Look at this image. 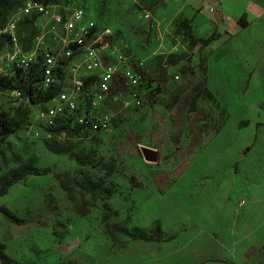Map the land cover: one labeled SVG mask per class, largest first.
Listing matches in <instances>:
<instances>
[{
  "label": "rangeland",
  "instance_id": "374dc122",
  "mask_svg": "<svg viewBox=\"0 0 264 264\" xmlns=\"http://www.w3.org/2000/svg\"><path fill=\"white\" fill-rule=\"evenodd\" d=\"M183 2L170 0L161 13L172 16ZM124 4L67 0L65 7H82L115 32V19L125 18L133 50L154 66L164 89L153 104L119 113L108 131L72 141L73 152L92 158L86 165L70 153L51 152L42 138L24 130L0 141V175L25 162L50 169L14 183L0 196V206L29 220L15 224L0 212L4 251L19 262L36 264H264V124L256 127L264 120V76L251 72L261 54L256 48L264 47L262 28L250 27L237 42L226 36L215 48L202 47L200 40L213 23L197 26L198 0H189L187 11L181 10L165 28H149L138 8ZM142 4L152 13L158 9L156 0ZM18 6L4 23L13 16L23 20ZM250 18L264 21V11L244 13L239 20L248 23ZM185 27L191 52L174 35ZM159 32H164L163 40ZM250 37L257 38L247 44ZM0 112L14 114L8 94L1 91ZM37 113L33 106L29 121H37ZM144 147L154 151V159L144 158ZM53 173L67 180L89 176L103 184L102 189L80 191L91 204L89 213H77ZM105 212L111 213L109 223L136 227L146 236L158 225L160 239L133 240L116 232L113 241L102 221Z\"/></svg>",
  "mask_w": 264,
  "mask_h": 264
},
{
  "label": "built area",
  "instance_id": "2783aa9c",
  "mask_svg": "<svg viewBox=\"0 0 264 264\" xmlns=\"http://www.w3.org/2000/svg\"><path fill=\"white\" fill-rule=\"evenodd\" d=\"M121 1L138 8L149 28H158L154 13L143 6L142 0ZM165 2L156 0L157 6ZM51 6H56L57 11L51 13ZM33 13L37 14L38 33L27 49L19 40L18 18L13 16L0 29L9 40V48L0 52V77L11 78L17 73L25 79L29 69L40 64V78L33 93L17 87L5 91L11 105L38 108V120L24 129L33 138L64 137V128L58 134L48 129L59 124L79 125L90 134L108 131L119 113L151 105L159 94L154 93V88H164L155 79L154 66L145 63L130 40L88 17L84 8L67 9L39 0H26L18 8L21 16ZM51 90L56 92L46 101L32 103V96H44Z\"/></svg>",
  "mask_w": 264,
  "mask_h": 264
},
{
  "label": "trees",
  "instance_id": "16d2710c",
  "mask_svg": "<svg viewBox=\"0 0 264 264\" xmlns=\"http://www.w3.org/2000/svg\"><path fill=\"white\" fill-rule=\"evenodd\" d=\"M26 0H0V29L3 28V26L6 24L5 17L6 15L14 8V6L21 7L23 3ZM45 5H54L52 3H55L56 0H39ZM67 0H57V4H62L65 6V2ZM23 20H20L18 22V36L19 40L23 46L24 49H27L31 46L32 40L34 36L38 33L37 27H36V19L37 14H31L28 16H23ZM21 33H24V36H21ZM175 36H179L181 41L184 42L187 45V49L189 52L192 51V38L191 33L187 27L183 28L182 31L175 30L174 31ZM219 37L218 33L212 32L210 33L206 38L200 40V45L202 47L208 46L213 40L217 39ZM9 48V40L6 34L0 33V52L5 51ZM188 63L190 62V59L187 60ZM201 64V62H200ZM185 68H187V64L184 65ZM202 70H204L203 65L201 64ZM12 78V79H11ZM11 78H8L7 76L2 75L0 77V91L6 93L5 91L17 87L24 91L25 93H33L34 92V84L36 80L40 78V64L36 63L35 66L31 67L29 69V72L27 73V77L24 79L23 77L19 76L17 73L11 76ZM13 80V81H12ZM13 82V83H12ZM164 89V88H163ZM159 86L154 88V93H159L163 91ZM56 92V90H51L49 93L45 94L44 96H32V103L34 105H39V103H43L48 99V95H52ZM199 93L201 91L199 90L198 93L191 99V105L194 106L196 104L197 98L199 96ZM157 98L152 101L151 104H153ZM9 103L10 98H9ZM12 109H14V114L11 116L9 112H0V141H2L3 138H5L7 135L12 134L16 132L17 130H24L29 124H31V121H29V115L31 107L28 105H18L13 106ZM30 122V123H29ZM264 124V120L262 123H257L256 127L258 125ZM64 128L66 131V134L64 137H58L53 136L51 138H45L42 137V140L47 144L48 150L54 153H70L74 157V159L81 165L89 164L91 161V157L89 154H83L82 152H73L72 151V141H86L91 140L98 136L100 132L90 134V131L87 128H83L82 126L75 125L73 127L69 125L59 124L54 128H48L53 133H59L60 130ZM255 140V136L253 137V141ZM112 171L111 166L109 165L108 174ZM50 172V169L48 168H40L38 166L33 165L31 162H25L17 167L10 169L0 175V196H3L7 193L8 189L16 182L26 178L27 176H39L44 175ZM54 178L58 181L60 187L65 191L67 197L69 200L75 202V207L77 213L80 215H86L89 213V207L90 202L86 199H84L83 193L80 191L83 189L84 191H92L96 189H102L103 184L101 182H96L89 176H85L80 179H74V180H67L63 178L59 173H53ZM74 183L78 190H75L73 187ZM79 191V192H78ZM110 192V191H109ZM80 195V199H78V195ZM104 208L107 211H111L112 207L105 202ZM0 212L3 213V215L9 219L12 223L15 224H22L27 221H29L27 218H20L16 216L15 214L8 211L3 206H0ZM113 213V212H112ZM115 213V212H114ZM111 216L110 212H105L102 215V221L104 223L105 229L110 235L111 239L113 241H116L115 233H122L128 236L130 239L133 240H159L160 237V227L157 225L153 229V233L150 236H146V234L141 231L140 229L133 227V228H126L124 226H121L119 224L115 223H109L108 218ZM0 263L1 264H36L34 262H19L12 257H10L5 251L4 246L0 243ZM68 264H78L75 261H71Z\"/></svg>",
  "mask_w": 264,
  "mask_h": 264
},
{
  "label": "crops",
  "instance_id": "0c3cea01",
  "mask_svg": "<svg viewBox=\"0 0 264 264\" xmlns=\"http://www.w3.org/2000/svg\"><path fill=\"white\" fill-rule=\"evenodd\" d=\"M189 0H184L182 5L179 4L175 5V13L172 16L165 17L161 12L166 8L169 7L170 0H166V3L162 5H158L157 11L154 13V19L158 22V25L166 27V25L171 24L174 17L182 10L185 12L186 6ZM199 3H202L200 12L195 18V22L197 26L200 28L204 27L206 23L212 22L213 26L210 30L209 34L212 32L218 33L219 37L213 40L209 45L215 48L226 36L235 38V42L239 37L246 36V32L249 30L250 27H258L262 28L264 32V21L261 19L254 20L250 18L247 22L240 21L239 18L244 13H251L252 16L254 12L262 13L264 11V0H198ZM219 3L218 5H216ZM125 6L133 8V5L130 3H125ZM180 6V7H179ZM214 7V12L211 8ZM183 11V12H184ZM87 13V12H86ZM88 17L89 15L86 14ZM140 15V13H139ZM263 15V14H261ZM117 24V33L120 38L130 40L132 43L131 38L127 35L126 31V20L125 18H116L115 19ZM209 27V26H208ZM166 31V30H165ZM168 34L171 35L172 31H166ZM208 34V35H209ZM165 34L158 33V38L163 40ZM257 37L253 39L250 37L247 44L255 42ZM133 44V43H132ZM159 45H163L160 43ZM164 47V46H163ZM165 48V47H164ZM157 50H154L153 53H156ZM256 51L261 53L258 61L253 63L251 67V72L254 75L264 76V47L256 48ZM218 53V51H217ZM224 50H221V55H223Z\"/></svg>",
  "mask_w": 264,
  "mask_h": 264
},
{
  "label": "water",
  "instance_id": "95a60500",
  "mask_svg": "<svg viewBox=\"0 0 264 264\" xmlns=\"http://www.w3.org/2000/svg\"><path fill=\"white\" fill-rule=\"evenodd\" d=\"M141 151L145 159H149V157H152L153 159L155 158V153L153 150L144 147L141 149Z\"/></svg>",
  "mask_w": 264,
  "mask_h": 264
}]
</instances>
